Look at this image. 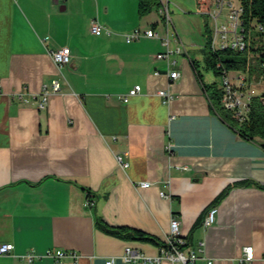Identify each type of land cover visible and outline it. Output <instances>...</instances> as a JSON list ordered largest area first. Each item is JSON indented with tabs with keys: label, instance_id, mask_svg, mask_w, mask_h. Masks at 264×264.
<instances>
[{
	"label": "crops",
	"instance_id": "0c3cea01",
	"mask_svg": "<svg viewBox=\"0 0 264 264\" xmlns=\"http://www.w3.org/2000/svg\"><path fill=\"white\" fill-rule=\"evenodd\" d=\"M136 1L0 0V245L14 244L0 264H53L45 257L53 249L78 253L79 264H130L120 258L127 246L160 255L173 217L195 264H245L247 246L255 249L251 264H264V138L245 139L212 106L204 28L202 43L184 17L172 18V46L186 49L176 81L157 59L161 39L126 41L136 28L167 34L160 11L141 17ZM93 20L114 34L94 35ZM63 47L72 58L59 71L49 51ZM53 80L61 90L40 109L33 97ZM136 85L140 94L125 102ZM160 90L173 100L165 103ZM116 153L127 154L128 168ZM213 206L216 223L205 227ZM97 217L154 240L110 234ZM31 251L43 257L24 261Z\"/></svg>",
	"mask_w": 264,
	"mask_h": 264
},
{
	"label": "built area",
	"instance_id": "2783aa9c",
	"mask_svg": "<svg viewBox=\"0 0 264 264\" xmlns=\"http://www.w3.org/2000/svg\"><path fill=\"white\" fill-rule=\"evenodd\" d=\"M65 1V0H58ZM217 7L219 8V12L212 15V29H213V49L214 50H225L228 48H232L235 51H242L246 48L245 36L243 34L242 22H241V14L242 8L240 5L237 7L234 6L232 0H217ZM232 8L229 15V25L223 23L222 25L219 23L220 16L223 14L226 6ZM162 18L167 26V34L166 36H161L160 33L157 32L156 29L149 28L145 31H142L140 28H136L131 32L125 34L126 41L128 43L139 40L142 37L147 38H157L163 41L164 46L166 47L165 52L159 53L157 55V59L166 62L167 71L165 75L168 77L170 81H176L181 77V73L177 68L178 61L177 56L185 54L186 49L182 44L179 47H173L172 43L178 35L171 37L168 29L171 28L173 24L172 16L170 13V6L163 4L162 9L160 10ZM259 30L264 31V26H259ZM91 32L94 35L106 34L113 35L114 32L102 24L99 20H93L91 24ZM48 38L44 39L45 42ZM217 41H219V46H217ZM51 58L56 64L59 71L62 70L63 67L68 65L71 62L72 54L71 49L69 47H63L59 50L49 51ZM263 73L261 76V81H264V63L262 65ZM155 75H161V72L156 71ZM222 106L229 111L234 112L235 116L241 121H245L247 114L249 113L252 99L256 96L260 98H264L262 92L260 94L257 93V89L252 87V84L249 82V79L244 75H239L238 77H231L229 73L224 72L222 76ZM61 90V82L59 80H53L51 83V91L47 90V87L44 88V91L40 94V96H34V99L41 98L38 106L40 109H44L47 106L48 99L50 93H57ZM142 87L140 85H136L129 94L124 98L125 102H129V100L138 94H140ZM2 92L0 85V94ZM158 95L164 98V102L168 103L173 100V97L169 91L160 90L158 91ZM20 98L22 95L20 94ZM125 155L116 153V160L118 164L123 168L129 167V162L125 160ZM141 187L148 188L151 186L150 183H141ZM162 196L166 197L165 193H161ZM95 204V199L93 196H89L86 201L87 207H93ZM218 213V207L213 206L209 209L206 216L203 219V225L205 227H210L216 223ZM180 221L173 217L171 221V233L167 238L166 245L161 248L160 255L152 257L148 256L142 251L135 249L131 246H127L124 250V254L120 257L124 262L130 264H160L162 260H168L172 262V264H176L177 262H182L183 264H195L199 259L196 251L185 252L183 247L186 242L183 237L180 235ZM14 250L13 243H4L0 245V256L8 255ZM43 256L38 255L34 251H31L21 257L24 261L28 263H33L34 261L41 259ZM45 257H49L52 259L53 264H63V260L67 257H72L75 260L76 264H79V255L74 251H67L63 249H53L49 250ZM255 249L253 246H247L244 249V255L242 257V261L245 264H251L255 260ZM105 264H116V258L107 259Z\"/></svg>",
	"mask_w": 264,
	"mask_h": 264
},
{
	"label": "trees",
	"instance_id": "16d2710c",
	"mask_svg": "<svg viewBox=\"0 0 264 264\" xmlns=\"http://www.w3.org/2000/svg\"><path fill=\"white\" fill-rule=\"evenodd\" d=\"M242 8L241 22L245 36L246 48L235 51L232 48L225 50L213 49V30L209 22L204 24L205 37V65L208 71H213L217 76H223L224 72L237 71L251 76L254 73H263L264 63V31L259 26H264V0H240ZM163 7L162 0H139L138 12L141 17L152 12L160 11ZM164 20V19H163ZM251 55L255 56L253 62ZM243 75V74H239ZM212 106L218 114L232 127L238 129L242 137L248 140L264 138V98L256 96L252 99L251 107L245 121L241 122L234 112L226 110L222 106V89L217 83L206 87ZM264 96V92H262ZM251 182H245L248 185ZM237 186V185H235ZM91 196V195H89ZM222 195L217 202H219ZM97 225L106 232L120 236L124 239L154 240L153 237L141 231L129 228H114L106 225L100 217H97Z\"/></svg>",
	"mask_w": 264,
	"mask_h": 264
},
{
	"label": "rangeland",
	"instance_id": "374dc122",
	"mask_svg": "<svg viewBox=\"0 0 264 264\" xmlns=\"http://www.w3.org/2000/svg\"><path fill=\"white\" fill-rule=\"evenodd\" d=\"M169 2L170 13L174 21H178V16L184 17V29L190 32H194V40H199L204 43L203 39V28L204 23L209 22L212 28V15L219 12L217 7V0H165ZM235 7L239 5V0H232ZM136 7H138V1H136ZM232 8L228 5L226 6L223 14L220 16L219 23L229 25V15ZM154 13V12H153ZM156 13V12H155ZM213 30V29H212ZM186 40H191L189 35H185ZM217 46H219V41H217ZM252 57L253 62H255V56ZM203 71V69L201 68ZM208 78H211L219 86L222 85V76H217L213 71H205ZM230 76L234 77L238 74L237 71H230ZM254 84L252 87H256L257 93L260 94L264 91V81H261V76L259 73H254L251 76ZM261 91V92H260Z\"/></svg>",
	"mask_w": 264,
	"mask_h": 264
}]
</instances>
